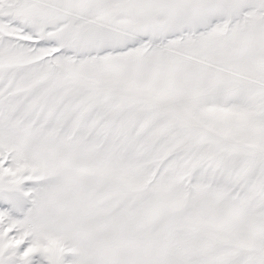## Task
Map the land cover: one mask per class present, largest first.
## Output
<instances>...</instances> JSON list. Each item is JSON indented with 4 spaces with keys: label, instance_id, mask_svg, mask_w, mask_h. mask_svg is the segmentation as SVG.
<instances>
[{
    "label": "snow or ice",
    "instance_id": "1",
    "mask_svg": "<svg viewBox=\"0 0 264 264\" xmlns=\"http://www.w3.org/2000/svg\"><path fill=\"white\" fill-rule=\"evenodd\" d=\"M0 264H264V0H0Z\"/></svg>",
    "mask_w": 264,
    "mask_h": 264
}]
</instances>
